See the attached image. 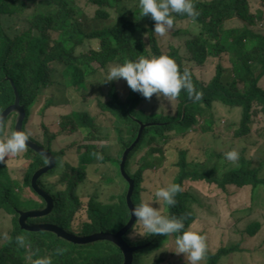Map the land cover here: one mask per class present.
Instances as JSON below:
<instances>
[{"label": "trees", "instance_id": "obj_1", "mask_svg": "<svg viewBox=\"0 0 264 264\" xmlns=\"http://www.w3.org/2000/svg\"><path fill=\"white\" fill-rule=\"evenodd\" d=\"M85 1L95 10L93 15L80 6V0H0V115L17 101L18 90L28 111L26 133L56 155L57 167L43 179L51 180L60 173L57 185L43 184L53 195V212L32 218L31 222L56 223L80 236L117 233L127 226L132 218L127 203L129 183L122 174L121 161L124 151L137 139L141 123L145 125L143 135L126 160V170L134 182V205L142 197L155 201V192L163 187H156L155 178L159 180L167 174L169 184H179L183 190L175 196L174 205L161 200L154 206L163 215L184 217L185 230L198 224L197 210L203 202V197L196 196L191 188L194 181H200L203 188L215 186L225 195L233 193V204L238 205L234 212L239 206L248 205L251 212L257 210L255 200L260 191L264 192V175H261L264 158L253 163L252 155L260 148L253 147L251 138L253 132L264 136V0H193L198 16L174 13V29L167 34L171 35L170 42L185 40L190 55L188 62L174 46L162 51L161 36L154 32L155 22L150 14L142 17L139 0ZM15 22L21 25L17 33L9 28ZM182 26L188 29L183 30ZM193 26L191 31L189 27ZM160 55L174 58L181 72L187 67L197 91L202 93L200 100L189 99L182 90L177 98L170 99L177 103L175 111L159 112L147 107L150 100L131 90L124 79L108 82L106 91L99 85V79L90 82L89 78L97 72L105 77L108 67L116 63ZM215 60L218 62L214 79L204 80L196 67H204V73L209 74V64ZM226 60L233 77L227 83L223 80L228 71L224 69ZM94 64L98 65L97 70ZM58 67L63 68L60 82L55 81ZM56 84L64 86L65 90L60 89L64 99H70L64 107L70 112L63 113L58 130L55 124L51 127L45 121V107L33 111L34 102L42 96L41 90ZM93 99L97 113L72 109ZM53 103L50 100L47 106ZM217 103L233 108V113L235 107L242 108L241 120L234 126V139L225 138L218 129L223 120L217 122L214 114ZM16 123V113L6 118L0 127V140L17 131ZM41 128H46L47 140L38 137ZM107 128L111 130L104 131ZM63 133L83 135L76 153L78 162L63 160L70 155V149L53 148L54 138ZM183 141H188L189 146ZM176 142L184 145L167 151L165 146ZM114 143L120 147L118 157L108 152V145ZM237 143L242 146L240 151L235 150L238 159L227 160L225 153L234 150ZM191 144L196 147L191 149ZM248 148L252 150L249 158ZM219 152H222L221 166L224 165L221 173L212 161ZM17 162L27 168L24 179L15 178L16 167L11 163ZM106 162L113 165L104 171L107 182L116 189L121 184V192L111 194L117 201L104 204L97 200L96 194L82 199L79 192L88 179V167L94 164L100 170ZM47 163L45 156L28 146L23 152L9 154L0 163V213L6 210L14 215V227L0 246V264H35L37 259L45 257H50L52 264H124L123 251L111 241L78 245L52 231L31 232L22 228L20 210L47 206L46 199L31 185L36 172ZM120 174L124 183L118 182ZM262 223V220L252 221L242 232L246 236H254L259 229L263 232ZM133 230L142 234L144 229L140 223H134L124 234L131 246H142L135 252L133 264H144L149 257L152 264H162L166 257L157 254L168 248L165 245L169 243L175 246L179 235L148 233L129 238ZM199 232L205 235L204 231ZM206 243L203 258L206 264H219L222 258L232 254L243 258L237 264H259L247 258L249 249L245 247L222 239L221 246L213 251L208 239Z\"/></svg>", "mask_w": 264, "mask_h": 264}, {"label": "rangeland", "instance_id": "obj_2", "mask_svg": "<svg viewBox=\"0 0 264 264\" xmlns=\"http://www.w3.org/2000/svg\"><path fill=\"white\" fill-rule=\"evenodd\" d=\"M80 6L90 15L94 14V9L89 7L86 4L85 0H80ZM21 25L18 22L15 23H10L9 28L10 30L14 32H18L20 29ZM195 28L189 27L191 31H194ZM182 29H188V26H182ZM171 35L166 34L165 36H161L162 43H160V46L162 48L163 52H167L169 50L170 46H174L177 49H179L180 54L185 60L188 62L190 55L184 46L185 40L180 38V39H175L176 41L172 40L170 42ZM171 43V44H170ZM170 45V46H169ZM218 60H215L212 62V64H209L208 72L209 74H205V68L204 67H196V72L199 76H201L204 80H209V79H214L216 75V63ZM94 68L97 70L98 65L94 64ZM187 68V67H186ZM224 69L228 70L225 75V78H223L224 82L227 83L230 81L233 77L230 70V65H227V60L225 61ZM63 68L58 67V72L55 76V81L60 82L61 81V72ZM90 82L93 80L98 81V79L101 81L100 86L106 91L109 89V85L107 84L108 82H104V77L97 72V75L91 76ZM124 82H126L124 80ZM98 86V85H97ZM100 86L99 89H100ZM63 89L65 90L63 85H58L56 84L53 87L50 88H43L42 89V97L40 101L34 102L33 105V111H38L40 108H44L45 111V117L48 125L51 124V127L53 124L55 128L58 130L59 126V121H61V116L63 113H69L70 109L64 108L65 103L70 101L69 98H65L63 96V92L60 90ZM80 91V90H79ZM88 93L89 92H84ZM69 95V94H68ZM94 98V97H90ZM153 99L150 101H147L148 103L146 104L147 107H151L152 109L155 108L159 112H163L165 109L168 110H176L177 108V103H173L169 98H166V101H164V97L161 95V97L158 99L157 96L154 94ZM62 102H57L61 101ZM53 100L55 101V105L47 106L49 104V101ZM72 109H90L94 113H97L98 110L96 109V102L95 100H90V101H85L75 107H72ZM214 114L216 113V118L217 122H220L223 120V122L219 126V130H221V133L224 135L225 138L231 139L233 136L234 139V126H238L240 120H241V115H242V108L240 107H235V111L233 113V108L228 106H225L223 104H215L214 105ZM211 113V110H210ZM260 118L258 117L256 119V122L259 123ZM111 124V122H107ZM34 127H30V131L33 132ZM46 128H41L40 132L41 133L38 137L44 140H47L48 137L44 134V131ZM111 129H105L104 131H110ZM34 133V132H33ZM84 139L83 135L80 133H74V134H58L54 140L53 143L55 146L53 148L56 150L58 149H70L71 153L69 156L63 158V160L69 159V161L73 162H78L76 153L77 149L80 148L82 144V140ZM185 145L189 146L188 141H183ZM251 143L253 147L260 148L259 152H254L252 155L253 163L256 161V164L260 159L264 158V136H259L257 132L252 133V138H251ZM184 144H179V142L176 143H171L169 145H166L165 148L167 151H174L176 148L180 147L181 145ZM220 146V145H219ZM196 147V146H195ZM193 144H191L190 148L194 149ZM221 147V146H220ZM234 150L236 148L240 151L242 149V146L237 143L233 145ZM224 148H227V146H224ZM222 148V149H224ZM56 150V151H57ZM119 151L120 147L118 144H109L108 145V152L113 154L114 157L119 156ZM252 150L248 148V153H247V158H249V153ZM209 151H207L208 155ZM221 153H218V158L213 159L212 161H215V166H217L218 170L217 172L221 173L224 170V165L223 162L221 161ZM62 163H64V161ZM109 162L102 163V167L100 170L96 169V166L94 164H91L88 167V179L86 182H84L80 188L79 195L81 196L82 199H88L90 195L96 194L97 195V200L102 201L105 203L108 202H115L117 201L116 199L111 198L112 193H119L121 192V184L120 186L117 185V189L114 187H111L112 183L107 182L105 177V170L108 168H113V165H109ZM13 167H16V169L13 170V173L15 175V178L19 179H24L27 173V168L26 166H21L20 162H17L15 164L11 163ZM58 165V163H57ZM56 165V167H57ZM55 167V168H56ZM58 172L59 169L57 168ZM52 175V172L48 174L46 177H49ZM261 175H264V170H262ZM125 178V177H124ZM60 179V173L58 175H53L51 180H47V183L50 187H53L52 185L55 183L56 185L58 184ZM111 179V178H109ZM126 179V178H125ZM127 180V179H126ZM156 180V187L158 188L159 186H167L169 184V176L167 174H164L161 176L159 180ZM118 182L124 183V180L122 179V175L120 174L118 177ZM128 182V181H127ZM200 181H194L191 183V188H194L193 192L195 193L196 196L198 197H203V202H201V205H199L198 210H197V217L198 219V224L194 227L195 230L197 231H204L207 239L211 242L213 251H217V249L221 246L222 244V239L224 242H229V244L233 245H238L240 247H245L249 249V254L247 258H253L256 260L259 264H264V192H259L258 196L256 198V205H254L257 210L255 211H250L249 205L248 206H242L238 207L237 211H233L235 205L233 204V193L231 195H225L221 190L217 189L215 186L203 188L202 185H199ZM63 186H60V189H62ZM207 190L208 193L205 191ZM27 193H32L28 192L26 189ZM34 198H36L38 201H42L37 195L32 194ZM243 195H245L243 193ZM241 198V197H240ZM37 205V204H36ZM160 211V210H159ZM161 214L163 213L160 211ZM163 215V214H162ZM263 221L262 223V230L263 232L259 229L257 233L254 236H250L249 234L246 236L244 235L243 230H245L246 226L251 223L252 221ZM142 225V224H140ZM14 227V215L7 212L0 213V246L3 244L4 240L7 239V236L9 235V231ZM146 230L143 231V233L140 236L147 235ZM4 236V237H3ZM223 236L221 239L220 237ZM102 244V243H100ZM168 248H163L160 250V252L157 255L165 256L166 260L162 262V264H188V261L186 260V257L184 254H177L175 252L176 247L171 246V244L165 245ZM105 254H108L106 251ZM243 258L241 256H235L231 255L229 257H224L220 261L219 264H237L239 262H242ZM144 264H152V261L149 257V259L145 260ZM200 264H206L205 261H200Z\"/></svg>", "mask_w": 264, "mask_h": 264}, {"label": "clouds", "instance_id": "obj_3", "mask_svg": "<svg viewBox=\"0 0 264 264\" xmlns=\"http://www.w3.org/2000/svg\"><path fill=\"white\" fill-rule=\"evenodd\" d=\"M138 6L142 17L151 15L155 22L154 32L162 37L174 29V13L187 14L189 17L199 15L193 0H139ZM120 79H124L131 90L140 93L148 100H151L154 94L158 99L161 95L174 99L180 95L182 90L186 91L189 99L194 101H198L202 97V93L197 91L188 69L185 68L181 72L176 60L168 55L152 58L141 56L135 60L128 59L123 63L109 66L104 82L119 81ZM40 93L42 95V90ZM41 98L43 97L38 98L36 102L38 103ZM29 136L30 133L18 130L10 137L0 140V163H3L9 154L23 152ZM53 155L56 157L54 153ZM225 158L235 161L238 159V152L229 151L225 153ZM31 185L34 188L33 180ZM182 190L181 186L175 183L160 187L155 192V201L142 197L140 203L132 207L131 217L135 223L142 224L146 233L161 236L179 234L175 239V252L184 254L188 264H200L207 252L206 235L191 227L185 230L184 217L162 215L158 207L154 206L161 200L169 206L174 205L176 203L175 196ZM136 235L141 234L133 230L129 238H134ZM35 264H52V260L50 257H45L37 259Z\"/></svg>", "mask_w": 264, "mask_h": 264}, {"label": "water", "instance_id": "obj_4", "mask_svg": "<svg viewBox=\"0 0 264 264\" xmlns=\"http://www.w3.org/2000/svg\"><path fill=\"white\" fill-rule=\"evenodd\" d=\"M17 101L14 104H11L9 107H7L0 115V127L2 126L3 122L6 120L7 117H10L12 114H17V131L18 130H25V123L28 116V111L26 109V105L22 103L20 94L17 90L16 92ZM144 124L141 123L140 132L137 137V139L134 141V143L129 146L122 156L121 161V171L123 176L127 179L129 183V190L127 194V203L129 205L130 210L134 206L132 202V195L134 192V182L133 179L130 177L126 170V160L128 157L129 152L136 146L138 141L140 140V137L143 135L144 130ZM26 146L31 147L32 149L36 150L37 152L41 153L43 156H45L48 159V163L41 167L33 178V185L34 188L38 193H40L43 198L47 201V206L45 208H39V209H31L28 211L20 210V223L22 225V228L27 229L31 232H40V231H52L53 233L57 234L58 236L64 238L65 240H68L74 244L78 245H87L96 241L100 240H108L113 242L116 246H118L125 255V261L124 264H133L135 260V252L139 250V248H142V246H131L129 242L124 238V234L133 227L135 221L131 218L130 222L127 226H125L122 230L118 231L117 233L112 232H99L92 235L87 236H80L73 232H70L69 230L65 229L64 227L56 224V223H50V222H41V223H35L31 222L32 218H40L43 216H47L53 212L54 208V199L53 195L50 191L45 189L41 185V178L48 173L49 171L53 170V168L57 164V159L53 155L51 150H48L46 147L40 145L36 140H34L32 137L29 136L28 141L26 142Z\"/></svg>", "mask_w": 264, "mask_h": 264}, {"label": "flooded vegetation", "instance_id": "obj_5", "mask_svg": "<svg viewBox=\"0 0 264 264\" xmlns=\"http://www.w3.org/2000/svg\"><path fill=\"white\" fill-rule=\"evenodd\" d=\"M41 183H42V185L44 184V185H47V186H49V185L47 184V181H46V179H43Z\"/></svg>", "mask_w": 264, "mask_h": 264}]
</instances>
